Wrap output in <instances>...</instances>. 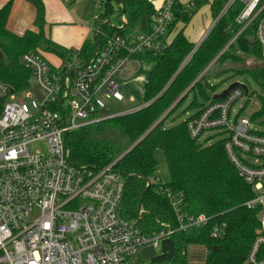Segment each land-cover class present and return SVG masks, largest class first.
<instances>
[{
  "label": "built area",
  "instance_id": "2783aa9c",
  "mask_svg": "<svg viewBox=\"0 0 264 264\" xmlns=\"http://www.w3.org/2000/svg\"><path fill=\"white\" fill-rule=\"evenodd\" d=\"M238 2L243 6L236 19L241 29L232 42L254 27L264 53V0H228L220 17ZM178 4L164 0L146 31L106 36L90 59L79 49L60 65L39 53L24 54L20 63L30 80L23 91H13L0 79V264H139L142 250L152 247L160 253L163 237L209 223L204 215L185 214L177 199L178 229L147 233L139 220L123 215L119 160L99 169L78 166L68 147L72 132L111 119L101 118V110L105 100L123 101L119 78L131 62L145 53L160 54L170 45ZM118 22L117 28L123 29L127 19L121 16ZM103 23L116 27L111 19ZM242 98L244 90L236 88L224 100L205 106L187 120V130L200 143L210 138L206 132L223 134L229 161L253 193L246 206L258 211L261 223L246 264H264V132L261 123L235 113L234 105ZM38 142L46 143L45 152L31 151ZM219 235L215 228L213 236Z\"/></svg>",
  "mask_w": 264,
  "mask_h": 264
},
{
  "label": "trees",
  "instance_id": "16d2710c",
  "mask_svg": "<svg viewBox=\"0 0 264 264\" xmlns=\"http://www.w3.org/2000/svg\"><path fill=\"white\" fill-rule=\"evenodd\" d=\"M26 1L36 9V30H29L22 35L12 33L7 27L13 0L0 9V51L4 55L3 62H0V79L15 92L29 86L30 73L20 63L24 54H54L64 61L73 51L64 49L46 36V8L43 0ZM75 1L69 0L68 3ZM97 1L103 20L101 22L98 17L96 23L100 25V32L93 41L86 42L80 49L85 59L96 55L97 50L105 44L106 36L150 29L151 17L156 12L149 0ZM227 2L215 0L211 4L216 24L184 68H181L183 62L196 47L186 38L184 29L177 33L162 53H145L137 57V61L153 66L139 110L72 132L68 137L72 161L78 166L99 169L119 160L116 170L125 185L123 215L139 220L141 228L147 233L160 234L178 229V215L173 206L177 199L185 214L204 215L209 219V223L202 228H189L163 237L159 257L149 264H188L186 255L190 247L206 249L205 264H246L247 256L260 233L258 211L246 206L253 198L251 187L229 161L224 150L225 138L212 142L210 137L200 143L191 139L187 130L189 118L198 115L205 106L220 101L206 92L211 88L205 82L209 69L202 75L215 59L213 65H221L226 71L231 70L239 75L248 72L252 75L260 94L253 92L248 96L258 98L260 109L252 115L251 120L264 125L263 48L255 37L254 27L232 42L241 29L236 19L243 6L238 2L220 17ZM206 3L207 0H199L190 10L179 3L170 31L178 24L184 27L189 25ZM121 16L127 19L123 29L103 23L112 17L119 20ZM244 58H254L262 61V64L249 70L226 66L230 61L242 62ZM196 90L203 101L198 102L195 93L194 101L183 112L188 114L195 110V113L185 121L166 126L168 119ZM2 104L0 102V115ZM158 150L163 152L169 169L170 181L166 184L149 181L158 171L155 158ZM215 228L220 232L219 236H213ZM140 263L146 262L141 260Z\"/></svg>",
  "mask_w": 264,
  "mask_h": 264
},
{
  "label": "rangeland",
  "instance_id": "374dc122",
  "mask_svg": "<svg viewBox=\"0 0 264 264\" xmlns=\"http://www.w3.org/2000/svg\"><path fill=\"white\" fill-rule=\"evenodd\" d=\"M89 2L90 1H86L85 3H82L81 5H77L76 8H79L78 9L79 12H83L89 9L93 10L94 14L91 17L92 23L95 22V17H99L100 21L102 22L103 19L101 17V9L98 6V3L96 2V5H95V3L89 4ZM75 4L76 3L70 4L68 7L73 8ZM197 16L194 21L197 20L198 18ZM111 20L115 24V26L119 24L116 17H112ZM199 28L200 27L197 22L192 24V31L194 32L195 35L198 33ZM209 30L210 29H208L207 32H209ZM237 54L241 55V53H237ZM44 55L52 65H58L60 63V59L54 54L44 53ZM261 64H262V61H257L254 58H244L242 62L241 61H237V62L230 61L226 63V66L229 67L230 69L235 68V69L249 70ZM129 69L131 72L141 71L142 73L146 75V77H148L151 71V65L146 62H142V61L141 62L132 61L129 66ZM119 80L120 82H122L123 86L127 85L125 84L127 82L128 84L129 83L132 84L134 82L132 77L129 78L128 76H126V74L123 76H120ZM205 82L211 86V88H209L206 91L208 96H212V95L215 96L217 94H221L222 92L227 90L231 85L235 83H239V84L247 86L249 88L250 94L253 92L260 94L258 85L250 73L246 72L240 75L235 74L231 70L226 71L225 67L218 65V64H215V65L212 64L209 67ZM145 85H146V82H143L141 83V86H139L140 87L139 90L140 89L142 90L141 92L136 90V88L134 87H131L130 91L123 88L121 90V93L124 98L123 101H116L114 99L105 100V107L101 110V114H100L101 118L116 117L119 115H124V114L132 113V112L139 110L141 108L142 101L144 98ZM136 86H137V83H136ZM129 92H131V94ZM195 93L197 94L198 102L203 101V97L199 94L198 90L191 92L189 96L187 97V100L183 103V105L168 119L166 126H172L181 121H185L190 115H193L195 113V110L189 111L188 114L183 113L187 109V107L194 101ZM245 104H246L245 109L242 110ZM233 109L235 113L240 112L242 116L252 117V115L255 112L259 111L260 103L256 96L254 97L248 96L246 98L240 99L239 102H237L234 105ZM258 126L260 127L259 130L261 132H264V125L260 124ZM208 136L211 137L212 142H217L221 140L222 138H224L223 134L217 131L206 132L205 137H208ZM46 148H47L46 143L44 142H38V143L31 145V151L33 153H36L38 151L45 152ZM155 158L158 163V171L155 174V176L149 179V181L153 183L159 181L161 184H166L170 181V174H169V169H168L166 159H165L163 152L159 150L156 151ZM38 215H39L38 213L34 214V218H37ZM206 256H207V251L205 248L190 247L188 249V254L186 255V259L188 261V264H205ZM139 264H143V263H139ZM144 264H149V262L144 263Z\"/></svg>",
  "mask_w": 264,
  "mask_h": 264
},
{
  "label": "crops",
  "instance_id": "0c3cea01",
  "mask_svg": "<svg viewBox=\"0 0 264 264\" xmlns=\"http://www.w3.org/2000/svg\"><path fill=\"white\" fill-rule=\"evenodd\" d=\"M9 1L10 0H0V9L3 8ZM84 1H90L89 4L95 3V5L96 2L98 3L97 0H77L74 2L76 4L73 6V8H69L68 6L70 5V3H66L64 0H43L46 8L45 34L49 39L62 46L64 49H82L86 42H90L95 39L97 32L100 29V25L97 24L96 21L92 23L91 17L94 14L93 10L89 9L83 12H79V8H76L77 5L85 3ZM149 1L154 5L156 10L160 9L164 3V0ZM198 1L199 0H179V3L183 7H186L187 5H193L192 8H194L196 6L195 4ZM214 1L215 0H207V3L202 5V7L194 15L190 24L186 27H184L183 24H178L170 33L169 39L171 40V42L173 41L177 33L182 29H184V34L191 43L197 46L200 42H202L206 34H208L207 30H211L215 22L211 7V4ZM196 16L198 18L196 21H194ZM35 19L36 9L32 4H30L26 0H13V6L7 27L12 33L22 35L29 30H36ZM196 22L198 23L200 28L198 30V33L195 35L192 31V24ZM61 63L62 60L60 59V63L58 65H60ZM152 69L153 66L151 65V71ZM151 71L148 77H146V75L141 71L131 72L128 67V71L124 72L122 76L126 74V76H128L129 78L132 77L134 82L132 84H128V82L125 83L127 85H125L123 88L130 91L131 87H134L136 88V90L141 92L142 90H139V86H141V83L143 82H146L147 85ZM129 93L131 94V92Z\"/></svg>",
  "mask_w": 264,
  "mask_h": 264
},
{
  "label": "water",
  "instance_id": "95a60500",
  "mask_svg": "<svg viewBox=\"0 0 264 264\" xmlns=\"http://www.w3.org/2000/svg\"><path fill=\"white\" fill-rule=\"evenodd\" d=\"M3 60H4V55H3V53L0 51V62H3ZM215 62V60L211 63V65L213 64ZM210 65V66H211ZM209 66V67H210ZM208 67V68H209ZM208 68H206L205 69V71L206 70H208ZM236 88H242L243 90H244V93H245V97H248V95H249V88L247 87V86H245V85H242V84H239V83H235V84H233V85H231L227 90H225L224 92H222L221 94H217V95H215L214 96V99L215 100H224L226 97H227V95L231 92V91H233V90H235ZM183 98V96L174 104V106L181 100ZM173 106V107H174ZM172 107V108H173ZM171 108V109H172ZM170 109V110H171ZM169 110V111H170ZM168 111V112H169ZM167 112V113H168ZM111 118H113V117H111ZM160 122V121H159ZM158 122V123H159ZM158 123H156L155 124V126H157L158 125ZM154 126V127H155ZM131 150V149H130ZM129 150V151H130ZM128 151V152H129ZM127 152V153H128ZM149 187V186H148ZM159 255L160 254H157V252H156V250L154 249V248H152V247H149V248H146V249H144V250H142L141 251V253L139 254V256H138V258L140 259V260H142V261H144V262H153V261H155L158 257H159Z\"/></svg>",
  "mask_w": 264,
  "mask_h": 264
}]
</instances>
